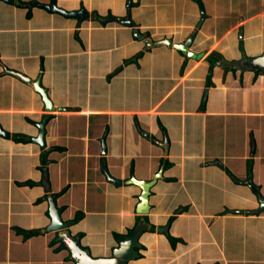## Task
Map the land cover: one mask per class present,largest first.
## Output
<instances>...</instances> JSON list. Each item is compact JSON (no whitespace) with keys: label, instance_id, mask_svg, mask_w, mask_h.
Returning a JSON list of instances; mask_svg holds the SVG:
<instances>
[{"label":"crops","instance_id":"0c3cea01","mask_svg":"<svg viewBox=\"0 0 264 264\" xmlns=\"http://www.w3.org/2000/svg\"><path fill=\"white\" fill-rule=\"evenodd\" d=\"M13 2L0 0V264H75L45 230L48 195L94 257L144 218L128 264H264V74L236 69L264 52V0H54L87 20ZM128 14L153 41L193 35L202 57L145 50L134 28L101 21ZM43 117L45 165L30 141ZM132 177L155 180L144 216Z\"/></svg>","mask_w":264,"mask_h":264},{"label":"water","instance_id":"95a60500","mask_svg":"<svg viewBox=\"0 0 264 264\" xmlns=\"http://www.w3.org/2000/svg\"><path fill=\"white\" fill-rule=\"evenodd\" d=\"M7 4H13V0H2ZM18 4V3H16ZM132 5L131 0H127V6L130 7ZM41 8L45 9L48 12L57 13L62 15L63 17L73 18L78 20H87L88 13L80 8L77 11L68 12L62 9H59L55 6L54 0H51V3L48 5H42ZM200 15L203 18L205 16L204 10L200 8ZM92 19L96 18L95 15L91 16ZM99 20V19H98ZM104 22L115 21L120 23L121 25L128 26L134 28L135 25L131 21L129 14L125 18H104ZM133 36L139 41L144 43V49L147 50L153 47L165 46L167 48H174L175 50L181 52L187 58L191 59H199L202 57V54H194L189 51V48L193 42L194 36L192 35L189 39H187L182 44H175L171 40H159L153 41L151 38H147L144 35L140 34V32L134 28ZM237 70H252V71H261L264 74V52L257 57L254 58H244L240 61H237L236 65ZM12 76H15L20 81L25 83L26 85L32 86L35 93H37L43 103V108L45 111H52L54 108L50 104L49 100L46 97L44 90L38 86V80L31 81L25 76L10 72ZM46 123V117H43L42 120L36 124L35 128L37 130V135L35 138H31L30 141L38 145V147L42 150L41 160L42 164L45 165V154L46 150H44V125ZM148 138V135H145ZM0 137L8 138V134L5 131L0 129ZM158 144L164 149V153H167L168 143L166 140L162 141ZM107 180L114 185H119L121 182L112 178L105 169H103ZM40 184L44 188V192H48V183L46 181V172L43 169L42 178ZM129 184L136 185L140 188L141 194L139 196V203L136 207V212L144 216L149 212V196L150 189L155 184V180L151 181H141L132 177L129 180ZM244 184L251 190L252 193H256V188L250 183L249 177L246 178ZM258 208L257 211H264V199L260 196L256 195ZM48 202V217L49 223L45 226L46 231L55 232V238L60 242V246L68 252L69 259L75 264H128V261L134 259L138 256L137 248H139V237L142 232L146 229H149L148 222L145 221L144 218H140L137 224L130 229L121 239H118L117 246L113 248L112 255L109 257H94L91 255L90 250L82 246L80 242V237L77 235H72L68 231V226L70 225L69 221L63 222L60 217V210L55 207L53 196H47Z\"/></svg>","mask_w":264,"mask_h":264},{"label":"trees","instance_id":"16d2710c","mask_svg":"<svg viewBox=\"0 0 264 264\" xmlns=\"http://www.w3.org/2000/svg\"><path fill=\"white\" fill-rule=\"evenodd\" d=\"M257 73H260V71H256L255 72V74H257ZM79 217H82V215H81V213H78V214H76V215H74V217H73V221L75 222V221H77L78 219H79ZM72 221V222H73ZM21 235H22V238L24 239V238H27L28 236H30V235H34L35 233H36V231H33V230H21ZM77 236H79V235H77ZM123 236L122 235H119L118 236V238L119 239H121ZM84 247V246H83Z\"/></svg>","mask_w":264,"mask_h":264},{"label":"clouds","instance_id":"9594fccd","mask_svg":"<svg viewBox=\"0 0 264 264\" xmlns=\"http://www.w3.org/2000/svg\"><path fill=\"white\" fill-rule=\"evenodd\" d=\"M242 70H244V69H242ZM257 71H259V70H257Z\"/></svg>","mask_w":264,"mask_h":264}]
</instances>
